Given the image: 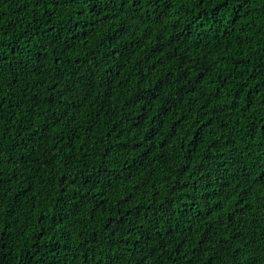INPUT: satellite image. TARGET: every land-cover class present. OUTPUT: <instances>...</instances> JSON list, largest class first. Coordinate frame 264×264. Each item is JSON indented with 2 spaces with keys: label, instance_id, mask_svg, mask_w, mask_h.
Listing matches in <instances>:
<instances>
[{
  "label": "trees",
  "instance_id": "16d2710c",
  "mask_svg": "<svg viewBox=\"0 0 264 264\" xmlns=\"http://www.w3.org/2000/svg\"><path fill=\"white\" fill-rule=\"evenodd\" d=\"M0 264H264V0H0Z\"/></svg>",
  "mask_w": 264,
  "mask_h": 264
}]
</instances>
